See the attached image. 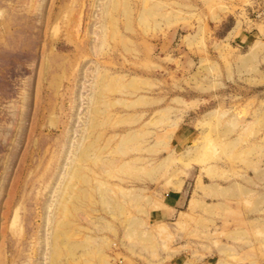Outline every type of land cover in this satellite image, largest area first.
I'll return each mask as SVG.
<instances>
[{
  "label": "rangeland",
  "instance_id": "374dc122",
  "mask_svg": "<svg viewBox=\"0 0 264 264\" xmlns=\"http://www.w3.org/2000/svg\"><path fill=\"white\" fill-rule=\"evenodd\" d=\"M180 255L264 264V0H0V264Z\"/></svg>",
  "mask_w": 264,
  "mask_h": 264
},
{
  "label": "crops",
  "instance_id": "0c3cea01",
  "mask_svg": "<svg viewBox=\"0 0 264 264\" xmlns=\"http://www.w3.org/2000/svg\"><path fill=\"white\" fill-rule=\"evenodd\" d=\"M242 38V37H241ZM240 38V40H241ZM182 197L180 196L175 203H173V206L171 207V210H173L174 213H181L182 211L180 209H178L179 205H178V201H182ZM173 214V213H172ZM185 260L184 258L180 255V256H176L174 257L172 260L170 261H165L163 264H185ZM121 264H129V263H121ZM137 264H142V263H137ZM198 264H205V263H198Z\"/></svg>",
  "mask_w": 264,
  "mask_h": 264
}]
</instances>
